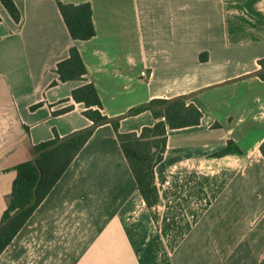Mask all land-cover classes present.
I'll return each instance as SVG.
<instances>
[{
  "label": "crops",
  "instance_id": "obj_1",
  "mask_svg": "<svg viewBox=\"0 0 264 264\" xmlns=\"http://www.w3.org/2000/svg\"><path fill=\"white\" fill-rule=\"evenodd\" d=\"M0 1V222L17 168L35 148L92 125L73 90L93 83L117 117L261 69L264 0ZM90 3L96 35L74 40L58 2ZM76 47L86 81L61 82ZM143 71L149 74L142 79ZM197 126L168 131L156 166L160 204L148 208L112 124L96 129L0 255V264H264V80L254 77L187 101ZM150 110L120 121L138 133ZM229 141L242 154L217 156ZM154 213L158 219L154 217Z\"/></svg>",
  "mask_w": 264,
  "mask_h": 264
},
{
  "label": "trees",
  "instance_id": "obj_2",
  "mask_svg": "<svg viewBox=\"0 0 264 264\" xmlns=\"http://www.w3.org/2000/svg\"><path fill=\"white\" fill-rule=\"evenodd\" d=\"M0 1L10 16L16 22H20L21 13L15 2L13 0ZM58 5L74 40H89L96 35L90 3L86 2L75 5L73 3L59 1ZM1 22L2 19L0 17V23ZM262 66L264 67V60L262 61ZM57 72L61 82L87 80L86 76L88 70L76 47H72L69 51V57L58 64ZM260 78L264 80V75H261ZM72 97L77 103H83L85 105L86 110L84 111V115L93 123H97L106 118V116L102 114L103 104L97 88L93 83H86L73 90ZM164 102L166 101L155 100L152 103L160 104ZM145 110H150L154 114L157 122L152 127L143 128L140 134L120 133V122H114L112 125L117 132L123 152L148 208L155 209L161 201L156 184L155 169L164 159L168 143V131L197 126L200 124L203 114L194 104H188L187 101H178L165 111L138 108L135 115ZM93 132L79 136L43 154L39 158L38 162L43 171V179L38 188V203L0 232V255L6 247L11 244L36 208L60 180L92 136ZM59 140L60 139H56L52 142L37 146L35 148L36 153ZM260 150L264 157V142ZM228 154H242V150L234 141H229L227 146L217 153V156ZM17 172L18 176L14 182L12 200L9 208L3 215L2 221L25 207L34 198V187L38 182L39 172L33 161L20 165L17 168ZM157 216L158 215L154 213L156 219H158Z\"/></svg>",
  "mask_w": 264,
  "mask_h": 264
},
{
  "label": "water",
  "instance_id": "obj_3",
  "mask_svg": "<svg viewBox=\"0 0 264 264\" xmlns=\"http://www.w3.org/2000/svg\"><path fill=\"white\" fill-rule=\"evenodd\" d=\"M261 75H264V67H262L261 69L257 70V71H254L248 75H244L242 77H239L237 79H234V80H231V81H227L225 83H220V84H216V85H212L210 87H206V88H203V89H200L198 91H195L193 93H190V94H186V95H180V96H177V97H174L170 100H167L166 102L164 103H160V104H154V103H145L143 105H140L139 107L135 108V109H132L131 111L123 114V115H120V116H117V117H106L105 119L97 122V123H92L91 126L81 130V131H77L67 137H64L62 139H60L58 142L56 143H53L49 146H47L46 148L42 149L41 151L37 152L35 157H34V160H33V163L35 165V167L37 168L38 172H39V179H38V182L37 184L35 185L34 187V198L33 200L27 204L25 207H23L22 209L16 211L15 213H13L12 215H10V217H8L7 219L3 220L0 222V232L5 229L8 225H10L14 220H16L19 216H21L23 213H25L27 210L31 209L32 207H34L37 203H38V200H39V195H38V188L42 182V179H43V171L40 167V164L38 162L39 158L53 150V149H56L64 144H66L67 142L79 137V136H82V135H85L89 132H93L95 131L96 129H98L99 127L101 126H104L106 124H112L114 122H120L128 117H131L133 115H135L136 111L138 110V108H149V109H153V110H157V111H165L167 109H169L171 106H173L176 102L178 101H189L191 99H193L194 97L198 96L199 94L207 91V90H210L212 88H216V87H220V86H225V85H228V84H232V83H235V82H239V81H243V80H247V79H250V78H254V77H260Z\"/></svg>",
  "mask_w": 264,
  "mask_h": 264
},
{
  "label": "rangeland",
  "instance_id": "obj_4",
  "mask_svg": "<svg viewBox=\"0 0 264 264\" xmlns=\"http://www.w3.org/2000/svg\"><path fill=\"white\" fill-rule=\"evenodd\" d=\"M263 133H264V125L259 126V128H257V129H254V132H253L251 138L247 140V143L250 144V143L254 142L255 138L257 136H259L260 134L262 135Z\"/></svg>",
  "mask_w": 264,
  "mask_h": 264
},
{
  "label": "built area",
  "instance_id": "obj_5",
  "mask_svg": "<svg viewBox=\"0 0 264 264\" xmlns=\"http://www.w3.org/2000/svg\"><path fill=\"white\" fill-rule=\"evenodd\" d=\"M141 78H142V79H148V78H149V74H148V72H147V71H143V72H142V75H141Z\"/></svg>",
  "mask_w": 264,
  "mask_h": 264
}]
</instances>
